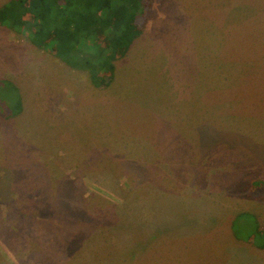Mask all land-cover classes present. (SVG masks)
Segmentation results:
<instances>
[{
  "label": "rangeland",
  "instance_id": "rangeland-1",
  "mask_svg": "<svg viewBox=\"0 0 264 264\" xmlns=\"http://www.w3.org/2000/svg\"><path fill=\"white\" fill-rule=\"evenodd\" d=\"M142 26L98 88L0 25V79L17 89L0 100L22 104L0 118V264H41L14 207L58 187L90 234L74 264L118 245L142 248L131 264H264V0H151Z\"/></svg>",
  "mask_w": 264,
  "mask_h": 264
},
{
  "label": "trees",
  "instance_id": "trees-1",
  "mask_svg": "<svg viewBox=\"0 0 264 264\" xmlns=\"http://www.w3.org/2000/svg\"><path fill=\"white\" fill-rule=\"evenodd\" d=\"M150 9L151 0H8L0 6V25L25 34L33 45L51 53L69 67L85 71L91 83L101 88L114 78L115 62L128 53L133 41L141 34ZM213 46L211 60L219 67L223 64L227 67L228 63L223 60L224 49L220 48H224V43ZM195 51L208 56L203 50ZM231 65L235 67L236 64ZM10 89L17 90L10 80L0 79V96L6 95ZM21 110L17 93L12 102L9 99L4 104L0 100V118L4 120L16 117ZM115 163V169L121 170L119 161ZM139 173L141 176L147 173L150 177H144L147 183L157 187L154 182L158 176L156 171ZM45 174L38 175L36 180L44 178L55 184L63 177L52 175L49 178ZM254 184H251V190ZM60 189L58 187L55 193L49 190L45 193V197L49 194L48 198L42 202L27 200L20 207H14V211L19 212L18 222L14 220L13 224L14 233L28 236L22 238L24 241L32 239L25 251L30 256L34 252L38 259H42L41 264H53L56 260L62 264H74L72 260L76 258V252L90 235L81 236L78 227H74L75 221L70 220L69 212L76 206L68 210L61 201H52ZM83 199L87 204L89 199ZM257 230L264 235L263 230ZM73 235L80 238L78 242L70 243L75 238ZM246 241L250 243L252 238ZM139 247L132 245V250L126 251L123 245H118L112 252L105 253L104 261L82 259L81 264H131L141 254L142 248ZM258 247L263 248L264 243ZM14 254L17 255L16 250ZM18 257L22 258L21 254Z\"/></svg>",
  "mask_w": 264,
  "mask_h": 264
},
{
  "label": "crops",
  "instance_id": "crops-1",
  "mask_svg": "<svg viewBox=\"0 0 264 264\" xmlns=\"http://www.w3.org/2000/svg\"><path fill=\"white\" fill-rule=\"evenodd\" d=\"M29 40V39H28ZM30 41V40H29ZM14 62V61H13ZM68 77H70V76H68ZM65 78V77H64ZM11 81L13 82V84H14V74H13V77L11 78ZM256 127V126H255ZM263 132V131H262Z\"/></svg>",
  "mask_w": 264,
  "mask_h": 264
}]
</instances>
